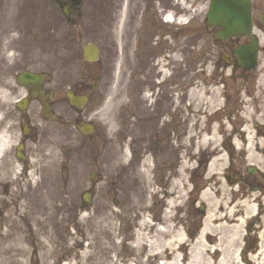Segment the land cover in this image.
<instances>
[{"label": "rangeland", "instance_id": "obj_1", "mask_svg": "<svg viewBox=\"0 0 264 264\" xmlns=\"http://www.w3.org/2000/svg\"><path fill=\"white\" fill-rule=\"evenodd\" d=\"M171 2L176 9L182 4L181 0ZM208 2L186 0L190 26L176 22L171 30L175 38L169 35L165 48L158 47V35L149 42L156 55L141 79L154 91H147L139 101L133 94L128 95V102L125 97L126 73L130 74L135 61L131 58L132 43L123 39V0H87L77 23L64 24L65 84L79 80L88 87L92 75L99 76L97 89L86 91L89 99L82 113L96 131L78 136L75 129L65 128L64 142L55 140L46 157L32 162L38 166L36 170L19 174V168L8 173L0 169V233L25 240L22 254L15 248L8 252L10 261L15 264L21 257L24 264H127L137 255L133 233L138 220L127 227L125 213L130 210L132 216L147 200L150 209L145 218L153 225L150 234L163 230L166 217L171 216V223L187 243L199 235L209 210L234 219L240 213H251L245 205L253 206L254 212L260 210L257 220L251 218L242 224L238 246L239 255L249 259L258 256L252 262L258 264L264 256L260 254L264 78L260 79L263 90L259 89L254 99L252 77L236 64L219 59L220 48L203 21ZM88 42L99 48L95 62L82 59V47ZM165 84L171 87L163 88ZM64 101L65 120L69 116L65 94ZM123 107L131 115L124 113ZM137 107L145 112L151 107H175L178 138L173 151L167 148L157 153V144L139 137L132 115ZM122 114L127 117L125 127ZM165 119L160 121L162 126L167 124ZM247 126L254 145L261 142L251 157L245 148ZM142 171L146 176H140ZM138 183L153 194L146 195ZM83 194H88L87 201H83ZM187 250L183 248L181 253L187 255Z\"/></svg>", "mask_w": 264, "mask_h": 264}, {"label": "flooded vegetation", "instance_id": "obj_2", "mask_svg": "<svg viewBox=\"0 0 264 264\" xmlns=\"http://www.w3.org/2000/svg\"><path fill=\"white\" fill-rule=\"evenodd\" d=\"M86 1L0 0V169L7 173L14 168H19V174L36 170L38 166L32 162L46 157L47 148L55 140L64 142L65 128H73L80 135L81 119H85L83 109L68 105L69 116L64 120V94L66 89L86 93L91 90V84L86 87V83L79 80L72 85L65 84L61 31L65 23L68 26L77 23L81 16L79 10ZM181 1V6L176 9L171 0H123V39L132 43L131 58L135 61L124 81L127 102L129 94L135 95L139 101L147 91H154L141 79L149 68L146 65L156 55L149 42H154L158 35V47L165 48L169 35L175 38L171 30L176 21L185 20V27L190 26L186 0ZM243 1H247L249 9L248 34L224 41L215 40V44L219 51L222 50L217 51L219 59L225 61L226 56L229 63L236 65L238 60L232 56V50L248 45L249 62H253V66L248 71L237 66L252 77V94L257 99L255 93L263 90L260 79L264 78V0ZM168 15L171 22L167 21ZM75 57L79 59L78 53ZM167 85L171 87V84H165L163 88ZM169 100L167 98V104ZM262 100L264 106V97ZM126 108L123 107L124 113L128 111ZM142 111L137 107L135 115L132 114L139 137L157 144V153L166 152L167 148L173 151L178 138L174 124L175 107H151ZM128 112L131 115L132 112ZM122 117L125 127L127 117L124 114ZM163 118L167 120L165 126L160 123ZM95 131L96 128L92 133ZM120 136L123 137V129ZM61 147L56 148L62 151Z\"/></svg>", "mask_w": 264, "mask_h": 264}, {"label": "bare ground", "instance_id": "obj_3", "mask_svg": "<svg viewBox=\"0 0 264 264\" xmlns=\"http://www.w3.org/2000/svg\"><path fill=\"white\" fill-rule=\"evenodd\" d=\"M244 134L246 138L245 148H247L248 156L251 157L253 156L252 153L257 151L261 142L255 141L257 144L254 145L253 135L248 126L244 128ZM211 138L214 139V136ZM207 141L208 139L205 138L203 143L206 144ZM235 144L239 145L237 138H235ZM215 151L217 154L219 153L217 150ZM142 174L146 176V171H142L140 176ZM137 186L146 195L153 194L152 191L144 189L145 186L142 183L140 185L138 183ZM168 194H172V192L168 191ZM168 203L175 207L173 200H169ZM245 207L247 210L250 209L252 214L249 213V215L244 216L245 213H240V216L236 219L220 216L216 211L210 213L209 210L203 220V227L199 235L194 241L187 243L188 241L179 232L180 230H176L177 226L171 223V216L166 217L163 230L156 229L154 234H150L153 231V225L145 218L150 209L147 200H145L137 207L132 216H130V210L125 213L127 227L131 225L132 220H138L133 233V244L137 249V255L135 259L128 261L127 264H148L156 260H162L156 264H252L259 258L258 256H251L249 259L242 254H238L240 231L243 223L251 221V218L257 220L260 210L254 212L253 206L245 205ZM260 238L262 240L260 254H263L264 226L260 232ZM24 241V238L20 236L10 235L6 232L0 233V254L3 256L0 257V264H14L8 258V252L15 248L18 254H22V249L25 246ZM183 248L188 249L187 255L181 253ZM183 257L186 259H183ZM24 263L25 260L21 259V257L15 261V264ZM64 264L73 263L66 262ZM258 264H264V256Z\"/></svg>", "mask_w": 264, "mask_h": 264}, {"label": "water", "instance_id": "obj_4", "mask_svg": "<svg viewBox=\"0 0 264 264\" xmlns=\"http://www.w3.org/2000/svg\"><path fill=\"white\" fill-rule=\"evenodd\" d=\"M206 18L211 27H215L216 25L223 26V30L218 35L225 37L235 32L244 31L248 22V8L241 0H211ZM238 52L242 54L243 50L238 49ZM95 54L94 48L85 50V57L87 59H93ZM242 64L247 65L245 62ZM83 99V97H79V101ZM70 102L74 104V98H70Z\"/></svg>", "mask_w": 264, "mask_h": 264}]
</instances>
